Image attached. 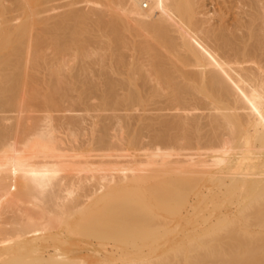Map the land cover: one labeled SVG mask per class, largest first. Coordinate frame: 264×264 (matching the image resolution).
Masks as SVG:
<instances>
[{"label": "bare ground", "instance_id": "obj_1", "mask_svg": "<svg viewBox=\"0 0 264 264\" xmlns=\"http://www.w3.org/2000/svg\"><path fill=\"white\" fill-rule=\"evenodd\" d=\"M0 0V264H264V0Z\"/></svg>", "mask_w": 264, "mask_h": 264}, {"label": "rangeland", "instance_id": "obj_2", "mask_svg": "<svg viewBox=\"0 0 264 264\" xmlns=\"http://www.w3.org/2000/svg\"><path fill=\"white\" fill-rule=\"evenodd\" d=\"M142 7L144 8V9H148L149 7H148V3L144 0V2H143V4H142Z\"/></svg>", "mask_w": 264, "mask_h": 264}]
</instances>
